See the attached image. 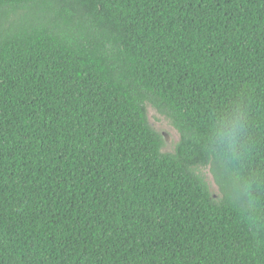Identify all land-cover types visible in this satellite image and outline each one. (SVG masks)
I'll use <instances>...</instances> for the list:
<instances>
[{"label": "trees", "instance_id": "16d2710c", "mask_svg": "<svg viewBox=\"0 0 264 264\" xmlns=\"http://www.w3.org/2000/svg\"><path fill=\"white\" fill-rule=\"evenodd\" d=\"M0 264H264V0H0Z\"/></svg>", "mask_w": 264, "mask_h": 264}, {"label": "rangeland", "instance_id": "374dc122", "mask_svg": "<svg viewBox=\"0 0 264 264\" xmlns=\"http://www.w3.org/2000/svg\"><path fill=\"white\" fill-rule=\"evenodd\" d=\"M148 120L151 126L158 131L163 137V152H173L174 147L178 141V134L174 127L171 125L170 120L158 113L153 107H148ZM202 174L205 176L209 183L214 195L219 196V188L216 184L214 176L209 168L201 169Z\"/></svg>", "mask_w": 264, "mask_h": 264}, {"label": "clouds", "instance_id": "9594fccd", "mask_svg": "<svg viewBox=\"0 0 264 264\" xmlns=\"http://www.w3.org/2000/svg\"><path fill=\"white\" fill-rule=\"evenodd\" d=\"M230 136H231V130H229V132H227V133H224L223 142L225 144V147L228 146V143H229V140H230Z\"/></svg>", "mask_w": 264, "mask_h": 264}]
</instances>
